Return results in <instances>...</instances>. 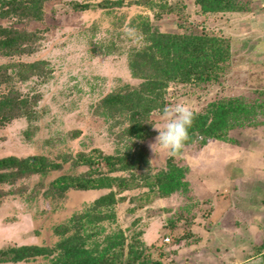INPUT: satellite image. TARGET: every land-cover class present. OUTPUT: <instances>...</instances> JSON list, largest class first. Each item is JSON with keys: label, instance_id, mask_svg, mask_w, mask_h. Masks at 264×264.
Returning a JSON list of instances; mask_svg holds the SVG:
<instances>
[{"label": "rangeland", "instance_id": "obj_1", "mask_svg": "<svg viewBox=\"0 0 264 264\" xmlns=\"http://www.w3.org/2000/svg\"><path fill=\"white\" fill-rule=\"evenodd\" d=\"M101 1L50 0L42 4L38 21L0 20L2 26L25 28L40 38L32 54L0 53V65L43 60L50 69L45 77L14 78L20 97L28 100L27 113L0 124V158L38 156L45 168L61 165L1 184L6 193L0 200V250L51 247L77 234L86 236L84 247L90 254L96 250L94 256L107 246L122 252L110 264H264V105L256 106L264 101V0H256L251 11H230L226 5L204 12L195 0H123L119 7L87 10L73 6ZM181 25L191 36L187 41L197 34L222 37L228 59L221 76L195 88L178 81L154 88L163 76L150 81L149 60L141 61L155 53L146 31L183 33L176 28ZM126 26L142 37L138 44L126 38ZM130 62L141 70L132 71ZM7 87L0 84V96ZM140 87L147 93L141 94ZM157 93L162 105L143 115L147 100ZM109 94L119 101L107 104ZM235 96L250 103L248 115H259L257 123L247 118L225 140L210 139L201 147L183 144L175 156L150 147L157 135L153 125L163 124L165 107L183 104L197 114L211 100ZM135 109L150 128L144 138L130 130ZM100 151L129 158L132 166L110 172L99 161ZM83 158H93L95 166L81 164ZM88 167L92 178L99 176L95 170L128 177L120 187L76 189L74 182ZM169 174L186 184L161 189ZM108 192L114 203L94 204ZM52 260L29 257L0 264Z\"/></svg>", "mask_w": 264, "mask_h": 264}, {"label": "trees", "instance_id": "obj_2", "mask_svg": "<svg viewBox=\"0 0 264 264\" xmlns=\"http://www.w3.org/2000/svg\"><path fill=\"white\" fill-rule=\"evenodd\" d=\"M50 0H0V20L14 18L18 23L38 21L42 17V4ZM200 5L204 12L217 11L219 7H225L229 5L230 11H251L256 0H195ZM139 3L138 0H130L129 4ZM123 0H103L96 4L79 3L74 2L73 6L77 10H87L91 7L105 8L108 6H122ZM177 29L184 30L182 25L176 27ZM181 31V30H180ZM158 33L154 29H148L146 35L153 41L155 53L150 55V58L142 59V63L149 60V63L145 66V69L151 71L153 75L150 78L152 81L159 75L163 76L161 80L154 88H165L166 85L160 84L162 81H178L180 83H190V87H200L204 83H212L218 81L223 70V63L228 59V52L223 46L225 42L222 37H212L210 35H192V40L187 41L191 36L188 34V30L181 32ZM148 33V34H147ZM159 37H158V35ZM169 35L167 38H163ZM190 36V37H189ZM39 38L34 31H29L25 28H16L13 26L0 25V53L3 56L12 57L19 56L20 54H32L36 49V39ZM163 38L165 39H157ZM208 39V40H207ZM39 41V40H38ZM37 41V42H38ZM136 62H130L131 70H141L140 67H135ZM50 73V69L45 68V62L43 60H35L31 62L16 61L12 63H6L0 65V84H7V90L0 96V124L9 122L10 120L19 117L22 113H27L26 106L28 100L26 97L21 98L17 88L12 84L14 78L17 81L28 79L31 76H44ZM134 74V73H133ZM150 86L151 84L145 83ZM142 86V85H141ZM141 94H146L145 88L139 89ZM154 90V89H153ZM153 93V91H152ZM152 96L148 102L147 107L143 115H148L153 110L157 109V103L160 102L159 94ZM116 95H107V104L111 100L119 101L120 98H116ZM140 96V95H139ZM121 97V96H120ZM122 98V97H121ZM245 97L235 96L228 100H211L206 103L201 113L194 114L191 127L188 129V139L184 144L190 146L197 144L198 146L205 145L208 140H225L228 136L229 130L236 127H243L244 121L247 118L253 119L256 123L259 121L253 116L250 117L248 113L251 111L248 107L250 103L245 101ZM144 103V104H145ZM263 104L255 103L258 108ZM162 103L160 102V106ZM159 106V107H160ZM142 105L138 104L140 110ZM263 107V106H262ZM139 110L131 111V120L134 122L131 125V133L139 138H144L148 134L149 126L144 123V119L141 120V113ZM139 111V112H138ZM130 133V134H131ZM99 161H104L110 172H122L128 170L132 163L129 162V158L126 159L120 155L103 154L100 151ZM81 156V155H80ZM168 161V164H170ZM86 166L92 167L94 165V159L83 158L80 162ZM58 169L60 164L49 163L46 168L41 163L38 156H31L25 158H18L15 156H8L0 158V200L5 195L6 190L1 184H9L14 182L18 178H25L34 172H43L47 169ZM170 166V165H169ZM172 166V165H171ZM88 167V172L84 173L76 182L74 187L76 189H91L94 187L100 188H112V186H119L124 184L126 175L108 176V174L101 170H95L99 176L98 178H92V172ZM95 169V168H94ZM133 178V177H132ZM180 178V177H179ZM177 179V175L169 174L165 178V186L163 190L169 189L173 191L186 184V181ZM159 179H163L159 177ZM109 199V200H108ZM114 203V198L111 192L101 195L94 201V204L98 206L110 205ZM63 228H67L66 226ZM69 228V227H68ZM70 230V228H69ZM86 242V236H79L77 234L69 237V239L61 240L57 244L51 247L47 246H12L6 251L0 250V255L7 254L9 258L0 259V263L6 261L18 262L27 260L29 257H48L53 256L52 263L50 264H70V260H76L77 264H110L111 261H117L120 259L122 252H114L111 246L103 248L102 252L94 256V252L91 254L87 251L84 244ZM64 250L63 253L59 251ZM2 253V254H1ZM87 257V258H85ZM80 258V260L78 259ZM157 264V263H153Z\"/></svg>", "mask_w": 264, "mask_h": 264}, {"label": "clouds", "instance_id": "obj_3", "mask_svg": "<svg viewBox=\"0 0 264 264\" xmlns=\"http://www.w3.org/2000/svg\"><path fill=\"white\" fill-rule=\"evenodd\" d=\"M124 35L133 44H138L142 40L136 29L132 27L126 26ZM163 116L164 122L161 126L153 125L157 135L150 147L154 151L153 146H158L169 155L175 156L188 139V129L191 127L194 114L188 106L176 104L170 108L165 107Z\"/></svg>", "mask_w": 264, "mask_h": 264}, {"label": "built area", "instance_id": "obj_4", "mask_svg": "<svg viewBox=\"0 0 264 264\" xmlns=\"http://www.w3.org/2000/svg\"><path fill=\"white\" fill-rule=\"evenodd\" d=\"M165 240H168V238H166Z\"/></svg>", "mask_w": 264, "mask_h": 264}]
</instances>
